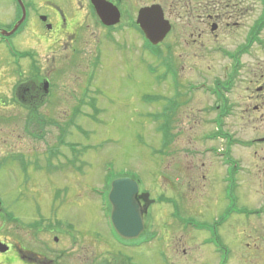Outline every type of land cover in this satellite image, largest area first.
Wrapping results in <instances>:
<instances>
[{
    "label": "rangeland",
    "instance_id": "374dc122",
    "mask_svg": "<svg viewBox=\"0 0 264 264\" xmlns=\"http://www.w3.org/2000/svg\"><path fill=\"white\" fill-rule=\"evenodd\" d=\"M35 1L39 12H45L42 6L46 1ZM158 1L173 14L174 33L188 42V47L182 42L173 46L176 60H152L148 53L143 60H88L95 42L79 46L81 60H50L55 48L49 52L43 39L33 37L32 30L38 34L41 30L31 22V28L0 39V199L2 208L20 219L1 224L3 232L24 242L26 221L42 219V225L35 227L50 231L62 227L59 242L64 264L222 263L225 254H215L213 245L200 243L201 238L209 237L207 231L182 232L170 225L172 208L165 201L174 200L181 215L198 224L219 219L229 206L221 183L224 167L207 149L220 148L249 170L241 171L240 183L233 190L241 213L231 214L220 231L222 243L229 249L225 264H264V146L250 148L248 144L250 137L264 134V127L241 113L238 119L222 118V132L231 139L212 138L216 131L211 122L214 99L201 91L219 83L228 100L238 97L241 103L247 102L249 76L232 91L226 89L228 70L224 64L228 61L214 46L233 48L254 11L239 19L238 31L223 35L217 30L211 35L201 28L198 38L197 33L190 34L183 7L187 4V10H193L196 0ZM200 2L208 4L207 0ZM140 3L128 0V7ZM209 5L213 7L212 2ZM15 7L14 0H0L1 31L14 26L19 17ZM133 37L130 33L128 39L134 41ZM27 53L36 60L24 58ZM243 60L251 58L244 56ZM257 60H264V50L257 51ZM165 65L177 70L178 82L164 72ZM206 77L207 86L187 97V85L198 84L189 82H202ZM45 80L48 94L43 91ZM25 87L37 91L30 96L28 91L32 113L25 105ZM157 126L168 129L166 137ZM58 138L77 144V161L73 166L65 164L64 173L37 171L42 160L37 162L34 155L55 159L52 145ZM68 148L60 149L72 152ZM68 167H81L82 171L71 173ZM107 171L135 174L141 189L156 200L143 215L146 231L157 234L150 243L129 248L120 245L110 230L100 209L104 201L91 192L92 186L103 187ZM52 237L45 236L50 243Z\"/></svg>",
    "mask_w": 264,
    "mask_h": 264
},
{
    "label": "flooded vegetation",
    "instance_id": "af4514ba",
    "mask_svg": "<svg viewBox=\"0 0 264 264\" xmlns=\"http://www.w3.org/2000/svg\"><path fill=\"white\" fill-rule=\"evenodd\" d=\"M14 1L16 4V12L19 14L15 24L22 15V4L25 10V18L19 27L23 29L27 27L31 28L30 25L28 26L31 22L33 26L38 27L39 31L41 30L40 34L37 32L34 33V30H32V35L36 39H43V43L46 45V48H48L49 52L55 48L56 53L49 58L50 60H81L80 54L82 53V49H80L79 46L91 42L95 43L93 44L91 57L88 58V60H143L145 53L152 56V60H176L175 54L173 53V46L178 42H182L184 46L188 47L186 38L173 31L176 26L171 20L172 13L167 12L158 0H140L143 3L138 4L136 7H128V0H45L46 4L42 6L45 12H39L38 4L35 0H20L21 4L18 0ZM98 1L106 3L105 8L107 10L104 9V11L108 16L107 22L97 13L96 6L98 5ZM133 1L136 2L138 0ZM207 1L208 4L202 6L200 0H196L195 3L197 6L193 10H187V4L183 6L187 13L186 24L191 31L190 34L192 35V32L197 33L198 38H200V35L203 33L199 32L200 34L198 35V31H200L201 28H207L211 32L209 33L211 35H215L217 30L224 32L223 35L225 32L230 33L234 30L238 31L241 29V21H239V19L241 17L243 18L247 13L252 15V11H254L253 18L245 33L233 48H229L222 44H216L214 46V51L221 54V56L228 61L227 64H224L225 68L228 70L226 74L228 78V82L225 84L226 89L232 91L237 85L243 82L246 75L249 76L248 83H250L251 86L248 90L247 102L241 103L238 97H236L235 100H228L225 91L219 83L215 84L217 88L202 89L201 91L203 93H207L214 99L212 101V109H214L215 114L211 118V122L220 114V124L222 127V125L225 124L224 121L228 118L236 117V119H238L241 113H246L253 119L252 123L257 122L264 127V60H257V51L260 49L264 50V0ZM210 2L213 3V7H210ZM152 5H158L160 7L163 18L167 20L170 25L169 31L161 40L156 44L151 43L154 47L146 43L144 32L138 22L140 11ZM81 11L85 12H82L84 15L83 17L80 14ZM173 11L176 10L174 9ZM33 17H35V19ZM130 33L135 36L133 37L134 41L128 39ZM153 50L154 54L152 55L151 51ZM28 52L32 51L28 49ZM244 56L251 58V60H243ZM115 57L119 59H115ZM33 60H36L34 55ZM28 91L29 96L37 91L34 90V88L28 90L26 87L24 91H22L26 94V98H24L26 108L31 112V109L33 110V105H28ZM43 91L45 94H48L49 85L45 88L44 84ZM199 91L200 90L197 89L195 92ZM50 94L51 93H49V95ZM74 109L77 111L79 107L78 109ZM222 118L225 120L222 121ZM61 140L64 139L58 138L52 145L54 149H57L54 150L55 152L53 153L55 159H52L53 156H47V154L41 158L38 157V154L34 155L33 158L36 159L37 162L42 160V165L38 167L37 171L43 169L46 175L58 172L64 173L65 164L67 166L74 165L75 161H77L76 153L61 152L63 150L60 148L64 149L65 145H75V143H64V141L61 142ZM249 141L250 148L264 146V134L254 135L249 138ZM72 149L73 147L69 146L68 150L71 151ZM44 159L47 165L43 164ZM228 160L231 162H226L224 158L220 160L221 166L224 167V175L221 177V183L225 186L223 193H225V196L228 195L230 199H233V201H231L232 207L236 208L233 190L240 183L239 178L241 171L249 172V170H244L241 163L238 161H234L233 159L230 160V158H228ZM49 162H51L50 166H53V168L48 167ZM53 164H55L57 168ZM68 168V172L71 173L78 174L81 172L77 167ZM231 172H233L232 179L228 178ZM92 187L91 192L96 194L95 189L92 190ZM229 194H231V196ZM137 199L143 202L141 191H138ZM226 212H230L228 207L226 208ZM1 215L2 213L0 211V244L2 245H0V264L65 263L64 249L60 246L61 242H59L60 237L63 238L61 236L62 233H64L62 227L55 226L51 228L50 231L48 227L45 229L43 227H35L39 224L42 225V219L38 218V222L36 219L31 222L26 221V238L25 241L22 242L20 239L11 235L8 236L6 232H3L1 227ZM216 220L217 221L210 222V225L207 227L214 240L213 246L211 247L213 253H219V251L224 250L223 247H218L217 243H222L220 231L225 221L220 218H216ZM170 225L175 226V229H179L182 232H189L192 230L193 223L190 219L176 220L172 218ZM41 234L43 237H40ZM49 234L53 236L51 243L48 238H45V236H49ZM28 241L31 245H28ZM51 250H54L55 254L52 253Z\"/></svg>",
    "mask_w": 264,
    "mask_h": 264
},
{
    "label": "water",
    "instance_id": "95a60500",
    "mask_svg": "<svg viewBox=\"0 0 264 264\" xmlns=\"http://www.w3.org/2000/svg\"><path fill=\"white\" fill-rule=\"evenodd\" d=\"M105 6L106 3L98 1L96 10L98 15L107 22L108 16L104 11V9L107 10ZM138 22L152 43L161 40L170 29V25L163 18L162 10L158 5L143 8L138 15ZM16 28L17 26L11 32H2V34L10 35ZM46 87L47 83H45ZM137 191V183L127 177L115 179L111 184L108 195L111 205L110 220L115 232L123 239L138 237L144 227L142 212L148 204V194L143 195L146 204L141 207L136 199Z\"/></svg>",
    "mask_w": 264,
    "mask_h": 264
},
{
    "label": "trees",
    "instance_id": "16d2710c",
    "mask_svg": "<svg viewBox=\"0 0 264 264\" xmlns=\"http://www.w3.org/2000/svg\"><path fill=\"white\" fill-rule=\"evenodd\" d=\"M159 130L162 131V134H163L164 137L167 136V134H168V129L165 128V126H161V127L159 128ZM107 180H109V179H107ZM107 186H108V181H107Z\"/></svg>",
    "mask_w": 264,
    "mask_h": 264
},
{
    "label": "bare ground",
    "instance_id": "6f19581e",
    "mask_svg": "<svg viewBox=\"0 0 264 264\" xmlns=\"http://www.w3.org/2000/svg\"><path fill=\"white\" fill-rule=\"evenodd\" d=\"M227 137H230L228 134H226L225 132H223Z\"/></svg>",
    "mask_w": 264,
    "mask_h": 264
}]
</instances>
